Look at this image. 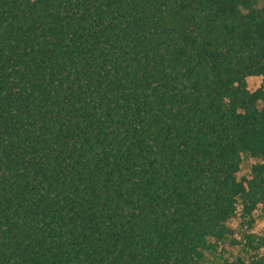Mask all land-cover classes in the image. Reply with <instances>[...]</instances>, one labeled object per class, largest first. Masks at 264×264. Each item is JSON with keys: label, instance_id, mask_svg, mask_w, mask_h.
Returning <instances> with one entry per match:
<instances>
[{"label": "trees", "instance_id": "1", "mask_svg": "<svg viewBox=\"0 0 264 264\" xmlns=\"http://www.w3.org/2000/svg\"><path fill=\"white\" fill-rule=\"evenodd\" d=\"M256 4L0 0V264H264Z\"/></svg>", "mask_w": 264, "mask_h": 264}, {"label": "rangeland", "instance_id": "2", "mask_svg": "<svg viewBox=\"0 0 264 264\" xmlns=\"http://www.w3.org/2000/svg\"><path fill=\"white\" fill-rule=\"evenodd\" d=\"M257 7H264V0H257ZM248 87L251 90L257 89L262 84V78L258 76H251L247 80ZM257 162V159L250 155H243L241 169L238 172V177H249L252 169V165ZM261 207L257 209L255 212V224L249 230L256 235V237H260L263 235V227L264 222L261 216ZM238 216L230 221V226L234 229L233 239L237 240L235 242H225L219 243L217 247L208 250L206 254V264H221L223 262L224 256L226 257H234L238 254H244V248L240 240L243 239V235L248 231H245L246 225H241L240 211L238 212Z\"/></svg>", "mask_w": 264, "mask_h": 264}]
</instances>
